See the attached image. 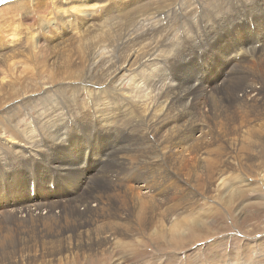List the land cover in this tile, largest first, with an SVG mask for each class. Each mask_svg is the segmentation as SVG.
<instances>
[{
    "label": "bare ground",
    "instance_id": "bare-ground-1",
    "mask_svg": "<svg viewBox=\"0 0 264 264\" xmlns=\"http://www.w3.org/2000/svg\"><path fill=\"white\" fill-rule=\"evenodd\" d=\"M79 1L70 0V4L81 20L74 23L73 17L59 19L56 25L44 26L36 37L64 31L72 41L69 46L68 42L58 45L38 41L30 45L29 31L15 26L0 28V139L5 140L0 141V177L12 171L9 190L0 181V204L17 195L19 190L14 188L19 185L24 187L20 191L26 192V173L31 165L50 163L66 176L77 179L82 173L77 161L81 143L95 129L96 134L98 131L105 138L110 130L122 125L135 127L131 135L134 137L127 142L141 141L144 136L147 155L120 156L126 162L122 169L129 166L138 171L135 182L142 184L132 186L130 173L120 172L118 184L90 182L75 200L0 212V229L5 224L45 221L48 230V221L59 214L65 220L75 218L81 228L74 237L67 235L51 243L53 248L47 250L51 262L89 263L94 257L104 256L106 250L118 249L121 257L117 264H122V254L133 245L122 242L120 237L125 240L148 235L146 239H151L158 248L163 244L178 248L190 238L191 228L200 226L196 215L204 212L203 201L217 194L218 201L233 202L234 194L228 184L232 186L234 179L239 184L247 183V179L250 184L252 179L258 180L264 190V0H228V8L220 6L219 0H200L202 13L198 0H91L88 9L76 8ZM95 13L106 18H94ZM254 13L258 14L254 18L257 23H250L248 19L252 21ZM180 14L184 15V22L178 38L179 34H175L178 28L170 19ZM227 19L243 21L249 28L245 26L244 31L223 24ZM69 24H73L72 29ZM201 30L213 35L214 46L219 50L216 58L208 49V42L194 45L193 39L197 33L201 36ZM9 32L12 34L7 37ZM221 33L226 37H221ZM258 43L263 46L246 50ZM9 52L17 54L7 56ZM197 52L206 56L212 81L201 78L200 87H195L200 74L197 60L194 61ZM230 60L236 67L227 83L237 79L234 84L242 89L234 101H252L249 105L240 104L237 111L219 99L224 91H217L219 74L227 75L228 70L224 68L219 73L216 68L222 64L230 66ZM160 61L174 70V77L163 70ZM29 74L31 77H27ZM39 79L45 82L43 89H51L46 90V98L17 101L23 96L21 93H26L23 91L26 81ZM222 80L225 81L224 76ZM55 83L59 85L47 88ZM58 90L62 95L49 101ZM211 101L214 114L208 110ZM26 109L32 111L31 116ZM119 116L122 120L118 122ZM176 119L182 123L177 124ZM63 130L72 136L68 144ZM175 139L181 145L174 146ZM160 161L168 165L172 175ZM162 169L165 179L160 178L159 183L157 175L163 174ZM122 174L126 177L122 178ZM54 175L51 173L47 181ZM150 183L155 190L158 186L162 193L167 192L164 199L158 201L143 192L144 187H151ZM235 194L236 201L240 195ZM82 208L84 214L80 213ZM113 216L117 219L112 220ZM163 238L169 240L161 245ZM82 249L93 253L78 254ZM142 262L137 264H146Z\"/></svg>",
    "mask_w": 264,
    "mask_h": 264
},
{
    "label": "rangeland",
    "instance_id": "rangeland-1",
    "mask_svg": "<svg viewBox=\"0 0 264 264\" xmlns=\"http://www.w3.org/2000/svg\"><path fill=\"white\" fill-rule=\"evenodd\" d=\"M219 3L220 6L222 7L225 8L230 7V3L228 2V0H219ZM91 4H92L91 0H80L75 4V6L78 9H88V6H90ZM198 4L203 7L202 1L198 0ZM37 6H40V9H38ZM54 6L57 7L58 9L55 10ZM70 9H71L70 0L66 2H61L60 0H0V25H1L0 28L4 29L5 26H8V28L15 26L18 27L23 32L29 31L32 34V36H30L29 38L30 45L38 41L39 43L42 44H47L49 42H57L58 45L65 44L68 42L67 46H69L72 43V41L64 31H58L56 33H53L51 36H46V34H44L39 38L36 37H38L42 33V28H44V26L56 25L59 19H66L68 17L70 18L73 17L76 18V20L74 19L75 20L74 23H76V21L81 20L79 18L80 14L77 11ZM203 10L204 7L200 12L202 13ZM94 11L95 9H93V12ZM256 16H258L257 13L252 14L253 17L252 19L254 21L253 20L251 21L249 19L248 21L250 23H254V22L257 23V21L254 19ZM94 18L105 19L106 17L99 13H95ZM244 19L246 18L245 17L242 18L243 21ZM170 22L171 23L174 22L173 23L174 26L178 28L175 31V34L176 35L179 34L178 38H180L181 37L180 28L182 27L183 25L182 23L184 22V15L183 14H180L178 16L174 15L173 17H171ZM242 22L240 23V20H236V19L235 20L227 19L225 20V22L222 23L225 25L236 26L246 31L244 27L246 26L247 28H249V24H242ZM259 24L261 26L263 25V22L261 21ZM68 27L69 28L71 27L72 29L73 24H69ZM254 28L256 29L255 31L257 32L258 26L256 27V24ZM11 34L12 32H9L7 37H9ZM7 37H5V39H7ZM25 37H28L27 33L24 34V39H26ZM221 37L225 38L226 34L221 33ZM259 37L260 35L257 36L255 39H258ZM193 40L195 41L194 45L202 42H206V43L208 42L207 43L208 49L211 51L213 57L216 58L218 56L216 53L219 52V50L214 46L216 43L212 34L205 33V31L201 30V36L199 35V33H197L196 37ZM23 41L25 40H22V42ZM257 45H260V47L263 46L262 44L258 43V44H254V47H250L246 50L256 49ZM186 51H189V49L186 48ZM15 54L17 53L9 52L6 55L14 56ZM196 60H197L196 64L198 66L200 73L197 78L200 81L199 80L195 81V87H200L201 86L200 83H203L201 78H205L206 79L205 81H209V82L212 81L209 79V73H210L208 68L209 63L206 59V56L200 55L197 52L194 61ZM230 63H231L230 66L229 64H227V67H225V64H222L220 68H216L219 71V73H221L224 68H227L226 70H228L227 71L228 74L226 75V72L224 74L221 73V75L219 74V76H221V81L219 82V88H217V86L216 88L218 92L224 91V94L222 93L221 95H219L220 93L219 94L215 93V94L219 95V99L224 100L223 102L225 103V105L237 111L240 109L239 108L240 104L249 105L252 103V101H248L247 103L243 101H234L235 98L238 99L240 97L239 95L242 94L240 93L242 89L240 90L241 86L238 87L239 85L237 86L234 84V82L237 79H234L230 84L227 83L229 82L228 81L229 75L234 74L233 69L236 67L231 60ZM159 64L160 66H162L163 70L168 71L169 74H171V76L174 77V70L165 61H160ZM163 66L165 67V69ZM212 68L213 66H210V70ZM29 76L31 77L30 74L27 77ZM171 76L168 77L165 76V78H169ZM219 76H217L218 79ZM223 76L225 81L222 80ZM39 81L40 79L37 81L27 80L23 91L24 90L26 91L25 94L28 97L24 96L25 95L24 93H21L20 95L23 96L20 98V100L17 101H28V99L29 101L43 100L46 98V93H47L46 90L50 89L48 87L52 86L55 88L56 85H59L58 83L49 84L47 86L48 89H43L42 85L45 82H41V81L39 82ZM83 82L79 81L78 83H83ZM36 83H38V85L34 86ZM210 84L212 85L213 83ZM191 85L194 86L193 84ZM82 86L84 85L82 84ZM32 87L34 88V90ZM27 88H29V90H27ZM216 88H214V90ZM29 93L32 94L30 95ZM183 94H185V92ZM61 95H62L61 91L58 90L57 95L54 94L52 98L49 99V101H54L55 99L54 97ZM230 95H232L233 99L228 98V96ZM234 95H237L238 97H234ZM212 102L213 101L209 102L208 110L209 109L212 110ZM188 104H190V102H188ZM38 110L39 109L37 108L36 111ZM25 111L28 112L30 116L32 115V111L27 109ZM222 115L225 116L226 113L223 112ZM228 119L230 124L231 117H228ZM121 120H122L121 116L117 117L118 122ZM27 122L28 124L31 125L32 123L31 117L27 118ZM175 122L177 124L182 123L180 119H176ZM175 122L173 123L176 124ZM202 125L205 126L204 123ZM126 127L125 128L127 130L132 129V132L135 129L134 126H126ZM95 132L96 129L92 132L94 136H96ZM110 134H111V130H110ZM133 137L134 136L129 137L128 140L132 139ZM141 138H142L141 141H137V140L130 141L129 144L132 147V152L130 154H123V155L126 156H134L135 154H137L138 156L147 155L148 152L144 150V144H143L144 136H142ZM0 141L5 142L4 138H1ZM138 143H140V145ZM173 144L174 146L181 145L179 144V139H175ZM162 145L164 146L163 142ZM212 148H216V145H213ZM166 150H170V149L166 148ZM175 150L176 149H174L173 151ZM123 159L124 158L122 156V161ZM159 163H161L162 164L161 166L167 172L169 171L168 173L172 175V171L167 164L163 163L162 161H160ZM164 169L161 170V172H163L161 176L160 174L157 175V177H159L158 178L159 183H160V178L165 179L164 177H162L164 176ZM123 172L130 173L129 178L134 180V183H140V182H135V180L137 179L136 175L138 174V171H133V169L128 166L125 169H122V173ZM228 173L229 171L225 173L224 177H226ZM231 173L234 172L232 171ZM124 177H126V174H122V178ZM0 178H1L0 181L3 182V187L9 190V185L12 181V171L6 173L4 176ZM252 181L253 183L250 184V181L248 182L247 179V183L239 184L238 183L239 181L237 179H234L232 186L230 183L228 184L231 187V193L234 194L233 202L230 201L231 203L224 202L223 200L218 201L215 198L217 194H213L211 195L212 197L210 196L209 199L203 201L202 204L204 206V210H203L204 212L198 213L196 215L197 217L200 218L198 220L200 226L195 230L191 228L190 238L183 245L180 244L178 248H174L172 246L169 247L163 244V243H167L169 238L167 239L163 238L162 241H160L161 245L162 244L163 245L162 247L158 248L151 239L149 238L146 239L148 235L145 236L138 235L132 239L128 237L125 240H122V237H120V240L122 242H126V243L131 242V244L133 245V248H130L131 250L126 252V254H122V264H137V262L139 263L142 261H143L142 263H146V264H264V190L261 189L258 180L254 181L252 179ZM164 182L165 180H163L161 183L165 185ZM180 182L182 183L183 179ZM109 183H114V182H109ZM131 185L134 187L140 186V185H133L132 183ZM146 185L147 183L145 182L144 186ZM150 186L151 189L148 187H144L145 191L143 192L148 193L149 196L150 194H152V198H158V201H161L162 199L165 198L163 195L167 194L166 191L162 193L163 189L158 190V186L156 187L157 189L155 190L154 188H152L154 186L152 185V183H150ZM223 188H220V190H222ZM14 189L23 190L24 187L19 185ZM234 191L236 193L238 192L240 195V198L236 201H235L236 194ZM81 193L83 195V192ZM0 194H1V190H0ZM19 196L20 194L14 195L13 197L4 201L2 204H0V210H5L8 212V209H10L9 207H11V205L18 203ZM220 196H221V192H220ZM222 197L225 198V194H223ZM203 206L201 205V207ZM114 208H118V207L114 206ZM80 213L84 214L85 210L82 208ZM59 215L58 217H55L48 221L49 223L48 230L45 229L44 226L45 221L39 222L37 224H30V223H23L19 225L5 224L0 229V264H58L57 261L51 262L47 257L48 254H50V252H48L47 250L53 248L51 243L60 239H64L67 235H71L72 237H74V235L77 234L78 229L81 228V225L77 219L67 218V220H65V218L59 217ZM111 219L115 220L117 219V217L113 216L111 217ZM77 253L91 254L93 253V251L82 249L79 250ZM104 254H105L104 256L92 258V262L89 263L68 262V264H117L118 257L119 258L121 257V252H119L118 249L106 250Z\"/></svg>",
    "mask_w": 264,
    "mask_h": 264
}]
</instances>
